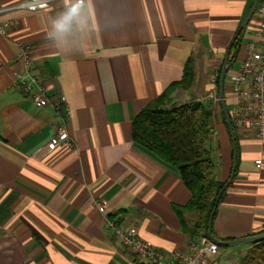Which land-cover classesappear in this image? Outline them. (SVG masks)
<instances>
[{"label":"crops","instance_id":"obj_1","mask_svg":"<svg viewBox=\"0 0 264 264\" xmlns=\"http://www.w3.org/2000/svg\"><path fill=\"white\" fill-rule=\"evenodd\" d=\"M18 1L0 0V7ZM254 3L58 0L43 12L0 16L1 24L11 23L0 34V264H143L105 225L113 219L166 252L203 238L184 233L173 207L187 205L191 193L171 165L134 142V119L181 80L190 62L192 85L173 91L165 105L195 100L209 107L207 147L216 178L226 184L234 144L222 104L206 96H219V75L228 66L224 101L231 117L229 79L249 47L259 45V5L242 28ZM21 45L49 88L44 106L14 85ZM63 124L72 145L49 149ZM233 129L236 172L213 219L219 242L264 233V137L249 127ZM196 219L184 216L190 227ZM218 247L212 264H224L226 246Z\"/></svg>","mask_w":264,"mask_h":264},{"label":"built area","instance_id":"obj_2","mask_svg":"<svg viewBox=\"0 0 264 264\" xmlns=\"http://www.w3.org/2000/svg\"><path fill=\"white\" fill-rule=\"evenodd\" d=\"M58 0H20L10 6L0 7V16L5 12L34 11L43 12L50 9ZM259 13V27L255 36L259 40L257 47L250 46L249 54L242 61V66L236 74L229 79V89L234 96L235 106L231 119L236 127L255 129L257 137H264V0H260L257 7ZM11 23H0V34L4 35L5 30ZM18 59L22 62L21 74L16 78L14 85L18 91L23 92L27 98L38 106H44L50 100L48 97L49 88L39 81L37 75L32 71L33 62L29 51L23 45L20 46ZM218 76L214 79L217 82ZM217 103L220 101L217 93H210L206 101ZM67 99L62 96L61 102ZM65 124L61 126L50 139L48 148L54 149L60 145H72V139L67 133ZM257 167L261 161H257ZM102 209V204L96 203ZM113 231L116 238L121 239L127 250L134 253L143 264H212V260L220 255L219 244L213 240L203 237L199 242L186 246L185 249H176L166 252L157 247L148 239L138 236L134 226L125 225L118 219L106 220L105 224Z\"/></svg>","mask_w":264,"mask_h":264},{"label":"trees","instance_id":"obj_3","mask_svg":"<svg viewBox=\"0 0 264 264\" xmlns=\"http://www.w3.org/2000/svg\"><path fill=\"white\" fill-rule=\"evenodd\" d=\"M193 75V66L187 62L181 80L168 87L160 98L149 103L135 117L132 133L137 145L144 146L178 172L181 182L191 193L187 205L174 206L173 210L181 220L184 233L195 239L208 237V220L216 195L225 182L216 178L211 150L207 147L212 136L209 107L195 100L172 107L165 105L173 91L192 85ZM191 213L196 214L197 219L190 227L184 222V216ZM254 247H264V241Z\"/></svg>","mask_w":264,"mask_h":264},{"label":"water","instance_id":"obj_4","mask_svg":"<svg viewBox=\"0 0 264 264\" xmlns=\"http://www.w3.org/2000/svg\"><path fill=\"white\" fill-rule=\"evenodd\" d=\"M259 2L260 0H255V3H254V6L253 8L251 9V13L249 14L247 20L244 21V24H243V27H246L248 25V22L251 20V18L254 16V14L256 13V7L259 5ZM228 72V66H225L223 69H222V72L221 74L219 75L220 77V87L218 88L219 90V97H220V103L222 104V108H223V111H224V117L226 119V123H227V128L228 130L230 131V134H231V137H232V143L234 144V166L232 167V173H231V176H230V179H228L227 183L224 184L223 188L219 191V193H217V197H216V200H215V205L213 206L212 208V211H211V214H210V217H209V220H208V233H207V236H209V238L211 240H213V242H216V243H219L220 245L222 246H226V247H233V246H236V245H239V243H259L261 241H264V233H261L257 236H251V237H248V238H243V239H238V240H235V241H232V242H219L218 239H216L212 232H213V219L215 217V214H216V211H217V206H219V202L221 200V195L223 194L224 191H226V189L228 188L229 184H230V180L233 179L234 175H235V172H236V165H237V156H236V142H235V139H236V136H235V130L233 129V124H232V119L231 117L229 116V112L227 110V106H226V103H225V90H224V87H225V80H226V74Z\"/></svg>","mask_w":264,"mask_h":264},{"label":"rangeland","instance_id":"obj_5","mask_svg":"<svg viewBox=\"0 0 264 264\" xmlns=\"http://www.w3.org/2000/svg\"><path fill=\"white\" fill-rule=\"evenodd\" d=\"M252 245L253 243H239L231 248L225 247L221 261L224 264H264V247L258 249Z\"/></svg>","mask_w":264,"mask_h":264}]
</instances>
